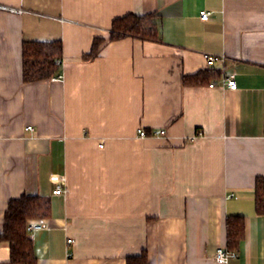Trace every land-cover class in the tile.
<instances>
[{
	"label": "crops",
	"instance_id": "crops-1",
	"mask_svg": "<svg viewBox=\"0 0 264 264\" xmlns=\"http://www.w3.org/2000/svg\"><path fill=\"white\" fill-rule=\"evenodd\" d=\"M0 4L20 10L0 9V232L12 199L38 195L52 203L49 218L28 222L38 264H127L143 253L148 264H219L227 218L245 216V239L225 264H264L255 205L257 179L264 185V0ZM129 13L156 14L163 41L125 37L85 61ZM53 40L63 43L62 78L26 83L24 41ZM204 54L225 61L208 67ZM208 68L220 76L185 83ZM160 129L167 134L151 136ZM0 264H13L5 242Z\"/></svg>",
	"mask_w": 264,
	"mask_h": 264
},
{
	"label": "trees",
	"instance_id": "trees-1",
	"mask_svg": "<svg viewBox=\"0 0 264 264\" xmlns=\"http://www.w3.org/2000/svg\"><path fill=\"white\" fill-rule=\"evenodd\" d=\"M125 37L138 38L143 41L162 42V25L156 14L137 15L129 13L114 19L108 38L99 37L93 42L91 51L83 56L85 61L98 57L103 45ZM63 63V43L53 41H24L23 43V77L26 83L50 80L60 75ZM220 71L207 69L196 75L185 77L184 81H210L219 77ZM256 211H264V185L257 179ZM50 198L38 195H22L12 199L4 216V224L0 232V242L10 247L11 263L38 264L33 240L28 236V222L44 220L51 216ZM227 248L239 250L246 234V217L229 216L226 222ZM127 264H148L146 253L130 257Z\"/></svg>",
	"mask_w": 264,
	"mask_h": 264
},
{
	"label": "built area",
	"instance_id": "built-area-1",
	"mask_svg": "<svg viewBox=\"0 0 264 264\" xmlns=\"http://www.w3.org/2000/svg\"><path fill=\"white\" fill-rule=\"evenodd\" d=\"M0 9L5 10V11H10V12H19L20 11L18 8L10 7L7 5H2V4H0ZM209 17H210V12H208L206 10H203L200 12L201 20L207 21V20H209ZM204 58L206 60L208 67H213L216 63L225 61V56H216V55L204 54ZM60 78H62V76H57L54 79H60ZM224 84L230 90H237L238 89L237 81L234 78L224 79ZM214 86H215V83L210 85V87H212V88ZM28 129L32 130V127L29 126ZM166 134H167L166 130L160 129V130H153L151 133V136L157 137V136H164ZM199 134H201V133H199ZM138 135H139V137H147L148 133L145 130L141 129V130H139ZM101 147H103V146L101 145ZM63 193H65V190L62 187H56V189H54V191H53L54 195H61ZM33 228H35V227H30V230ZM74 242L75 241L73 239H68L69 245L73 244ZM236 257H237V253L235 251H231L228 248H219L216 252L215 259H216L217 263L225 264L230 259H233Z\"/></svg>",
	"mask_w": 264,
	"mask_h": 264
}]
</instances>
